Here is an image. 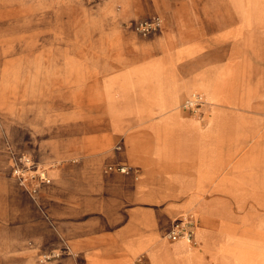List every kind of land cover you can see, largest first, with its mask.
Returning <instances> with one entry per match:
<instances>
[{
  "label": "crops",
  "instance_id": "obj_1",
  "mask_svg": "<svg viewBox=\"0 0 264 264\" xmlns=\"http://www.w3.org/2000/svg\"><path fill=\"white\" fill-rule=\"evenodd\" d=\"M130 1L122 17L160 15L162 29L142 37L127 24L96 34L86 25L80 38L94 39L96 54H82L74 35L72 86L57 80L58 105L72 101L57 110L73 112L63 124L73 128L72 158L49 171L56 183L46 187L56 191L58 235L71 239L77 264H264V95L250 82L258 46L241 41L239 24L241 13L246 26L264 23V0L242 9L233 0L227 24L223 0ZM15 8L0 5L10 20L1 35L18 33ZM194 92L210 103L199 115L182 107ZM114 164L133 171H108ZM183 212L197 221L191 247L166 236ZM23 227L48 229L38 217Z\"/></svg>",
  "mask_w": 264,
  "mask_h": 264
},
{
  "label": "rangeland",
  "instance_id": "obj_2",
  "mask_svg": "<svg viewBox=\"0 0 264 264\" xmlns=\"http://www.w3.org/2000/svg\"><path fill=\"white\" fill-rule=\"evenodd\" d=\"M236 1L241 9L250 3L248 0ZM121 2L0 0V5L14 3L19 15L18 33L1 35L0 30V264H77L71 239L57 233L56 191L46 189L56 183L49 171L59 160L72 158L69 136L73 128L63 127V124L73 119V112L57 110L63 103L67 105L72 101L60 97L61 104L58 105L55 88L57 80L65 87L72 86L74 63L69 48L74 39L77 41L76 35L82 54L90 48L96 54V41L83 43L80 38L88 29L84 28L86 25H93L92 34H96L101 26L127 24L132 28L131 22L141 19L122 17ZM129 3H140L142 8H149L152 0H131ZM222 6L225 20L233 19L230 10L235 7L233 0H223ZM260 10L256 15L264 18V11ZM243 18L241 13V41L258 46L256 63L251 65L256 71V80L250 82L256 83L259 100V96L264 95V48H259L264 46V23L246 26ZM4 19L0 13V26ZM8 22L6 17L3 24L8 26ZM30 41L38 47L31 46ZM41 43L45 44L42 49ZM11 46L15 50L14 56L9 54ZM100 46L105 52V45L101 43ZM41 50L46 55L40 56ZM17 55L23 57L15 60ZM77 66L84 68L88 64ZM248 66L241 65L242 76L246 75ZM260 113L264 116V109ZM25 212L27 216L23 219ZM36 217L42 219L48 229L44 235H25V219ZM256 227L264 230V224Z\"/></svg>",
  "mask_w": 264,
  "mask_h": 264
},
{
  "label": "built area",
  "instance_id": "obj_3",
  "mask_svg": "<svg viewBox=\"0 0 264 264\" xmlns=\"http://www.w3.org/2000/svg\"><path fill=\"white\" fill-rule=\"evenodd\" d=\"M163 20L160 15H152L148 18L139 19L130 24L133 30L142 37H146L151 33L158 32L162 29ZM210 104L206 95L202 92H194L186 97L182 103V107L193 114H200L201 110ZM108 171L119 173H130L133 171L131 167L121 164L109 165ZM197 221L190 212L181 213L173 219L166 236L171 241L185 240L190 244H195V228Z\"/></svg>",
  "mask_w": 264,
  "mask_h": 264
},
{
  "label": "bare ground",
  "instance_id": "obj_4",
  "mask_svg": "<svg viewBox=\"0 0 264 264\" xmlns=\"http://www.w3.org/2000/svg\"><path fill=\"white\" fill-rule=\"evenodd\" d=\"M189 247L193 246L192 244L190 243H186ZM192 264H194V262H192Z\"/></svg>",
  "mask_w": 264,
  "mask_h": 264
}]
</instances>
